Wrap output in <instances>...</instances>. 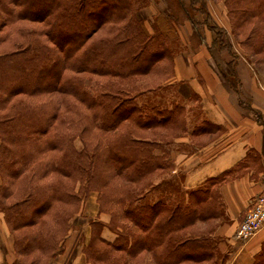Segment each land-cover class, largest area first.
<instances>
[{
	"label": "trees",
	"instance_id": "trees-1",
	"mask_svg": "<svg viewBox=\"0 0 264 264\" xmlns=\"http://www.w3.org/2000/svg\"><path fill=\"white\" fill-rule=\"evenodd\" d=\"M224 3L231 32L264 66V0ZM145 5L0 0V213L16 254H53V227L95 193L109 219L87 220L91 264L224 263L209 222L223 214L215 186L227 172L184 193L161 176L173 162L155 136L186 131L182 103L163 101L180 45L174 23L143 17ZM215 127L204 120L190 134Z\"/></svg>",
	"mask_w": 264,
	"mask_h": 264
},
{
	"label": "crops",
	"instance_id": "crops-1",
	"mask_svg": "<svg viewBox=\"0 0 264 264\" xmlns=\"http://www.w3.org/2000/svg\"><path fill=\"white\" fill-rule=\"evenodd\" d=\"M206 45L204 49L198 45L189 57L175 55L170 82L187 84L189 93L179 97L183 103L191 99L186 111L189 106L196 108L191 112L197 125L206 120L216 127L211 132L175 139L173 167L166 179L177 181L184 193L227 172L215 186L223 214L209 222L212 235L217 238L218 250L226 254L223 264H253L255 254L264 253V225L245 242L235 237V230L253 198L264 194V86L255 80L247 63L225 55L213 57L214 40ZM217 47L218 51L227 50L221 44ZM82 215L86 220L99 215L100 220L107 221L104 213L98 214L95 193L86 198ZM101 233L112 234L107 228ZM84 236L89 237V231L85 230ZM70 246L71 242L49 264H91L82 245L73 254Z\"/></svg>",
	"mask_w": 264,
	"mask_h": 264
},
{
	"label": "rangeland",
	"instance_id": "rangeland-1",
	"mask_svg": "<svg viewBox=\"0 0 264 264\" xmlns=\"http://www.w3.org/2000/svg\"><path fill=\"white\" fill-rule=\"evenodd\" d=\"M143 1L144 4L146 3V5L141 10V14L143 17L152 20L153 16L156 17L163 15L167 17V20H171L174 23L172 29L177 32L179 38L178 42L180 45L175 55L181 53L189 57L190 52L193 55L195 54L196 52L195 48H197L198 45L202 46L203 48V46H207L206 42H209V40L210 41L214 40L215 50H213V52L215 56L213 57L220 59L222 57L221 55H225L223 56L224 58L232 57L247 63L249 65V68L251 69V72L255 76V80H257L260 83V85L264 86V66L255 65V61L254 60L251 61V58L255 59V57H250L246 48L238 43L240 37L233 35V33L231 32L224 0H201V1L195 0L194 1L195 6L201 8L200 3H202L204 9L203 11L205 12L203 11L201 12L198 10L196 11L192 9L191 11L189 7H192L193 0H143ZM186 8L189 10L186 11ZM186 12H190L194 16L193 19H191L192 22L190 21L188 22V20L185 19L187 18ZM218 44H221L223 47L227 46V50L218 51L217 50ZM175 55L173 57V66H174ZM148 78L154 79V76L152 75L142 78L143 82L146 79L148 80ZM165 83L169 85L167 89L164 91L165 97L163 101L166 102L168 98L174 97L177 101L182 103L185 109L184 120H185L186 131L184 133H180L178 137L176 136V139L180 137L189 138L193 128L198 126L194 118V115L191 112L192 110L196 112L195 110L196 108L189 106L187 113L185 105H187V103H189L191 99L188 101L185 100L183 103L179 97L181 95L185 97L189 93V88L187 84H184L183 82H181V84L176 83L174 84L175 85L174 86L170 82V78L167 79ZM191 127L193 128L190 129ZM165 133L158 134L155 136V138H159L160 140L163 141V149L166 152V154L169 155V157L171 158V152L174 149L173 146L175 140L172 142L171 139L173 136L167 135ZM193 136L194 135H192V137ZM166 139H170L171 143H166L165 142ZM74 143L76 147L80 148L81 145L78 139H75ZM171 170L172 168L170 170L169 169L166 170L161 176H163L164 179L168 178L169 174L171 173L170 172ZM160 179H156L155 182L156 183L159 182ZM168 182L174 184L175 186H178L177 181L175 180L171 179ZM77 187L78 185L76 184L75 189H77ZM82 214H83V208L81 209V212H77L72 217H70L65 222L62 229L58 228L57 226L53 227V230H55L57 233L52 241V245L56 247V249L53 250L54 251L53 254H37V253L16 254L12 245L13 233L10 232L9 229L7 228L6 224L4 223L2 214L0 213V264H49V262H51V259L56 254H61L62 251L66 249L65 247L67 246V244H69L70 242L72 243V246H70L69 251L71 254H73L75 252L74 251L75 248H79L88 239V236L85 238L84 232L85 230L89 231V225L85 216ZM104 217L108 221L109 219L108 214H105ZM97 218L99 219L100 216L97 215ZM102 236L106 239H109L108 237H110L109 240H111L114 234L110 233L109 235L106 236L102 234ZM61 246H63L64 249H60Z\"/></svg>",
	"mask_w": 264,
	"mask_h": 264
},
{
	"label": "built area",
	"instance_id": "built-area-1",
	"mask_svg": "<svg viewBox=\"0 0 264 264\" xmlns=\"http://www.w3.org/2000/svg\"><path fill=\"white\" fill-rule=\"evenodd\" d=\"M264 225V194H258L253 198L244 218L239 223L235 236L245 242L254 236Z\"/></svg>",
	"mask_w": 264,
	"mask_h": 264
}]
</instances>
